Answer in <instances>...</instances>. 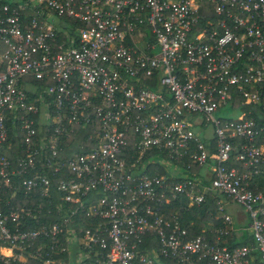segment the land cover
I'll return each instance as SVG.
<instances>
[{
    "label": "built area",
    "instance_id": "built-area-1",
    "mask_svg": "<svg viewBox=\"0 0 264 264\" xmlns=\"http://www.w3.org/2000/svg\"><path fill=\"white\" fill-rule=\"evenodd\" d=\"M247 107L264 115V0H0V148L21 150L0 156V264H264V120ZM50 177L58 221L11 206L47 199ZM207 195L222 227L192 236L178 213Z\"/></svg>",
    "mask_w": 264,
    "mask_h": 264
},
{
    "label": "trees",
    "instance_id": "trees-1",
    "mask_svg": "<svg viewBox=\"0 0 264 264\" xmlns=\"http://www.w3.org/2000/svg\"><path fill=\"white\" fill-rule=\"evenodd\" d=\"M60 27L59 25H57ZM251 110L252 115L256 118H261L260 123L264 120L263 118V112L260 111L259 108L255 107H247L242 108V110ZM84 131H77L76 136L73 137L71 140H69L65 145V155H68L71 152L78 151L79 143L83 140ZM20 139L14 138V140L11 142L8 149H6L5 146H2L0 148V156H4L9 160H13L16 156L21 155V150L19 148ZM182 162H187L186 159L182 160ZM154 171L157 174H164L165 171L163 170V167L160 165H153ZM166 174V173H165ZM51 187L49 189V197L46 199L44 197L39 196V194H36L35 197L24 201L22 199V195H17L15 201H11V206H14L15 204L21 205V204H27V205H36L39 204L41 206L40 213L37 215L38 222L39 223H53L58 221L59 216L56 214L55 211V205L58 203L59 194L54 189V182L55 179L51 178ZM259 186L263 187L262 189L259 188V190L264 191V180H258ZM8 198V196H1ZM182 204H183V200ZM217 200L213 198L211 195H207L205 198V202L200 204L199 206H193L188 208L187 211H180L178 213L179 220L181 221V225L186 227L191 222V231L190 235L195 236L199 233L201 229L210 230L213 231L214 229H217L219 227H222L221 222L218 219H215L214 217L217 216ZM170 212L176 211V206L174 204L170 207ZM47 212H49L47 214ZM233 224V223H232ZM82 227L83 224L81 225ZM234 228L237 227L235 224L232 225ZM245 234V233H244ZM48 240H38L32 249L27 248L25 253L31 252L34 250L35 246L38 244L41 245H47ZM247 243L245 236L241 234L239 238H233L229 245L235 246V245H245ZM42 261L40 258H27L24 259V261L20 260L18 262H14L13 264H41Z\"/></svg>",
    "mask_w": 264,
    "mask_h": 264
},
{
    "label": "rangeland",
    "instance_id": "rangeland-1",
    "mask_svg": "<svg viewBox=\"0 0 264 264\" xmlns=\"http://www.w3.org/2000/svg\"><path fill=\"white\" fill-rule=\"evenodd\" d=\"M138 47L142 48L141 44H139ZM237 114H238L237 111H232L230 109H226V110L221 109L216 114V117L220 116L223 119L232 120V119H235ZM200 118L201 117L194 115L190 119V123H191L190 128L192 129L193 132L197 133V135L201 136L204 142H207L208 139L212 136V126L209 123L204 124V122L201 121ZM224 211L231 218L232 223L235 224L237 227H240L241 229H243L248 223L246 213L244 209L240 207L239 205H235V204H229L227 206L225 205ZM248 234L249 233L247 231L242 230L243 236H246ZM3 252L4 251H1L2 254ZM22 257H23V260L28 258L26 254H23Z\"/></svg>",
    "mask_w": 264,
    "mask_h": 264
},
{
    "label": "crops",
    "instance_id": "crops-1",
    "mask_svg": "<svg viewBox=\"0 0 264 264\" xmlns=\"http://www.w3.org/2000/svg\"><path fill=\"white\" fill-rule=\"evenodd\" d=\"M2 251H4L3 255H5V256H9L10 255V251H8V250H2ZM20 260L23 261V257Z\"/></svg>",
    "mask_w": 264,
    "mask_h": 264
}]
</instances>
